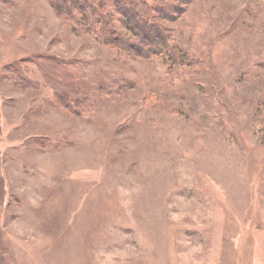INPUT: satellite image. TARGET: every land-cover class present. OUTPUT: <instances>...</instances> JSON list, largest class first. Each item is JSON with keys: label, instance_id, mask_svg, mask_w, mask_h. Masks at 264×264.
<instances>
[{"label": "rangeland", "instance_id": "374dc122", "mask_svg": "<svg viewBox=\"0 0 264 264\" xmlns=\"http://www.w3.org/2000/svg\"><path fill=\"white\" fill-rule=\"evenodd\" d=\"M74 1L0 0V264H264V0Z\"/></svg>", "mask_w": 264, "mask_h": 264}, {"label": "trees", "instance_id": "16d2710c", "mask_svg": "<svg viewBox=\"0 0 264 264\" xmlns=\"http://www.w3.org/2000/svg\"><path fill=\"white\" fill-rule=\"evenodd\" d=\"M74 2L78 4V8H80L79 10H81L82 12L84 10H85V12H87V10L89 12H91L90 10H93L92 8H90V9L88 8L89 5L86 4L85 0H75ZM117 2L120 3V0H117ZM159 7L157 6V7H155V9L164 12L165 16H167V10L172 11L171 9L173 8V7L171 8V6H169V4H168V7L166 5L165 6H159ZM116 10L118 11V13H120L122 16L125 17V19L123 20L125 22V24H127L129 26L130 25L132 26L130 28V31L132 29L130 35L133 34L136 37L141 35V37L148 38L147 34L143 30V27L144 26L148 27V28L150 27L153 30L154 26H153V24H149V23L146 24V22L144 20H142L143 21L142 22L141 19L138 18L139 14H140L139 10L137 11V9H134V11H130V10H127V8H123V6H119V4L116 7ZM85 12H83L84 16H85ZM93 14L98 15V13L96 14L94 11H93ZM148 18L149 17H147L145 20H148ZM104 24H106L105 21L101 23L102 26L99 27L100 30L104 29L106 27V26H104ZM155 31L156 32H155L154 38H155V36L159 37V39L162 40V41L154 42V41L150 40L148 42V40H145L147 42V44H148L147 45L145 43V45L148 47L145 50L141 49L140 44H139V42H140L139 40H135L134 41V39H132L131 37H128V36H126L124 38H118L117 37L116 39H118V40L116 41V43H118L119 46H121V48H124L126 50L130 49V51L133 50L131 52H133L134 54H140V53H143V51L144 52L147 51V54H150V53H153V52L162 53L167 48V40L163 38V35L161 34L160 31H158L157 27L155 28ZM106 33H108V32H100L99 33L100 38H102L104 41L107 38H105L103 36L104 35L108 36Z\"/></svg>", "mask_w": 264, "mask_h": 264}]
</instances>
